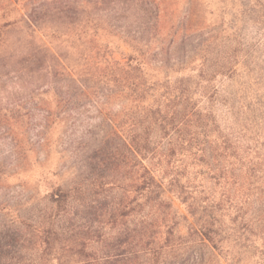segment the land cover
I'll return each instance as SVG.
<instances>
[{
    "label": "rangeland",
    "instance_id": "1",
    "mask_svg": "<svg viewBox=\"0 0 264 264\" xmlns=\"http://www.w3.org/2000/svg\"><path fill=\"white\" fill-rule=\"evenodd\" d=\"M261 13L264 0H0V252H10L0 264L37 258L53 211L50 192L87 182L86 153L133 110L115 82L131 78L129 54L152 69L147 79L188 85L212 112L209 128L227 135L236 154L220 157L227 179L211 182L240 191L243 223L253 232L230 239L229 252L175 250L171 260L264 264V28L253 15ZM227 62L235 64L232 74L216 69ZM199 169L190 167L194 187ZM166 197L186 213L174 195ZM78 241L73 235L61 245ZM90 246L92 256L77 253L79 262L54 252L67 255L59 254V264H91L102 249Z\"/></svg>",
    "mask_w": 264,
    "mask_h": 264
},
{
    "label": "trees",
    "instance_id": "2",
    "mask_svg": "<svg viewBox=\"0 0 264 264\" xmlns=\"http://www.w3.org/2000/svg\"><path fill=\"white\" fill-rule=\"evenodd\" d=\"M150 3L149 11L156 14L157 3ZM253 15L264 28V13ZM165 61L171 62L168 54ZM229 63L216 69L232 74L235 64L225 68ZM146 64L129 54L133 74L115 82L132 97L133 110L115 120L112 135L86 153L87 182L84 177L71 190L57 186L50 192L53 213H48L42 231V252L30 264H59V254H66H56L54 247L86 259L92 256L86 252L92 250L90 242L102 249L91 264H175L172 251L229 252L230 239L243 240L253 233L246 232L243 223L240 191L215 188L211 182L227 179V165L220 157L236 154L230 138L221 132L213 135L212 112L192 88L168 86L167 76L159 86L158 81L147 79L152 69ZM216 142L220 147H213ZM190 167L200 168L196 173L202 177L195 187ZM247 171L255 176L254 166L247 165ZM166 193L184 205L185 214L177 213ZM73 235L79 239L75 247L61 245V240L68 243ZM8 254L0 252V261Z\"/></svg>",
    "mask_w": 264,
    "mask_h": 264
}]
</instances>
